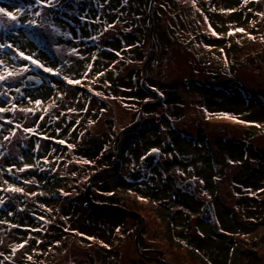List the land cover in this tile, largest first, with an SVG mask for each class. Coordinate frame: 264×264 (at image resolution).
I'll return each mask as SVG.
<instances>
[{
    "label": "rangeland",
    "instance_id": "obj_1",
    "mask_svg": "<svg viewBox=\"0 0 264 264\" xmlns=\"http://www.w3.org/2000/svg\"><path fill=\"white\" fill-rule=\"evenodd\" d=\"M151 3L152 32L155 19L163 31L154 52ZM0 7L17 16L0 14V43L13 45L0 48V73L29 69L0 81V264H264V128L251 125L264 124V0ZM27 75L42 84L24 88ZM151 150L148 179L127 182ZM188 178L193 194L180 188Z\"/></svg>",
    "mask_w": 264,
    "mask_h": 264
},
{
    "label": "water",
    "instance_id": "obj_2",
    "mask_svg": "<svg viewBox=\"0 0 264 264\" xmlns=\"http://www.w3.org/2000/svg\"><path fill=\"white\" fill-rule=\"evenodd\" d=\"M152 9H153V3L150 4V8H149V14H150V38H151V50L154 52L155 51V42H154V38H153V22H152ZM142 71H143V81L144 78L146 76V71L144 68V65L142 67ZM42 84V78L38 75H27L25 76V78L23 79V87L24 88H35L38 87ZM17 93L19 94V91H17ZM18 96V95H17ZM156 96L158 97L159 94L156 93ZM147 103L144 102L139 109V115L137 117V119L134 121V123L130 124L127 127H124L123 129H121L115 139H114V148L116 149L117 144H118V140L120 138V136L129 130L134 129L140 122L142 115H143V108L144 105ZM159 154L160 152L158 150H151L148 153H146L142 158L141 161L139 162V164L136 166L135 169H131L125 176L124 179L127 182L130 183H135V182H141V181H145L148 179L149 177V173L151 168H153L155 166V164L157 163L158 159H159ZM181 159L184 161H189L191 159V155H181ZM180 188L182 189V191H184L185 193L188 194H193L195 191V181L192 178H188L185 179L182 184L180 185ZM201 218L206 220V221H213L214 220V214L211 210V207L209 205L208 202H205L204 208L202 209L201 212ZM135 245L137 248V251L139 253H141V250L138 248L137 246V241H136V237H135ZM167 264H170V262H167Z\"/></svg>",
    "mask_w": 264,
    "mask_h": 264
},
{
    "label": "snow or ice",
    "instance_id": "obj_3",
    "mask_svg": "<svg viewBox=\"0 0 264 264\" xmlns=\"http://www.w3.org/2000/svg\"><path fill=\"white\" fill-rule=\"evenodd\" d=\"M245 2H247V0H245ZM35 3L38 5V4L41 3V0H35ZM49 3H50V0H49ZM197 10L199 11V9H197ZM0 14H2L3 16L8 17L12 21H16L17 20V16L13 15L11 12L6 11L4 7H0ZM39 14H40L39 12L36 13V15H39ZM2 26L3 25L0 24V27H2ZM236 31L243 32L244 29L240 28V29H236ZM213 34L215 35V33H213ZM231 34L232 33L230 32L229 35H231ZM12 47H13L12 44H2V43H0V48H12ZM18 55L20 57H22L24 60H31L33 65H36L38 68H43V70L45 72H52L53 71L51 68L44 67V65L40 64L39 61L32 59L31 56H25L23 52H19ZM0 63H2V62H0ZM88 68L90 69L91 65H88ZM27 71H29V69L27 67H24V68H22V69H20L19 71H16V72L9 71L8 69H5V71L3 73H0V81H5L9 77L14 76V75H17V76L18 75H22L24 72H27ZM59 72H60V70L57 69V70H55L54 74L59 75ZM86 75H87V73H85V76ZM65 79H67V77H65ZM68 83H74V81L69 79ZM75 83H79V81H75ZM17 91H19V90L17 89ZM97 94L99 95V93H97ZM35 103L37 105H39L41 103V101L37 100V101H35ZM4 111H7V109L0 108V112H4ZM22 111H31V109H22ZM221 115L223 116L224 114H221ZM225 118L235 119V117H225ZM41 119H42V117H41ZM17 127H19V125H17ZM25 131H34V130L33 129H25ZM5 139H8V137H5ZM60 143H63V141H60ZM25 167H27V166H25ZM19 170L23 171L24 169L21 168ZM8 171L11 172V169H9ZM6 190H11V191H15V192L22 191V189L13 188L11 185H9V188L6 189ZM3 203H4V201L0 200V204H3ZM0 223H4V221H0ZM117 231H119V230H117ZM25 243H27V241H25ZM18 247L22 248V247H24V245L21 244V245H18ZM105 247H107V245H105ZM13 251H15V249ZM29 259H31V257H29Z\"/></svg>",
    "mask_w": 264,
    "mask_h": 264
},
{
    "label": "trees",
    "instance_id": "obj_4",
    "mask_svg": "<svg viewBox=\"0 0 264 264\" xmlns=\"http://www.w3.org/2000/svg\"><path fill=\"white\" fill-rule=\"evenodd\" d=\"M199 9V8H198ZM199 11H200V9H199ZM175 17V16H174ZM178 21H180V20H177V22ZM154 23H155V27H154V32H153V38H154V42H155V47H157L158 45H159V43L161 42V40L163 39V37L161 36V34H163V31H162V29H161V27H160V23H159V21H158V23H157V20L155 19V21H154ZM181 23V22H180ZM200 23V21L196 18L194 21H191V22H189L188 21V25H189V27L190 26H196V25H198ZM168 26L170 27V29H171V33H173L174 32V29L172 28L173 26H175L174 24L173 25H169L168 24ZM209 26V25H208ZM210 27V26H209ZM102 28H103V26H102ZM211 28V27H210ZM104 29V28H103ZM106 30V29H105ZM175 31H176V29H175ZM160 34H159V33ZM221 37H223V35H221V34H219L218 35V38H221ZM90 40H91V42H92V44H93V46H95V47H97L98 45H99V42H101V43H104V42H106V40H107V38L105 37V35H104V33H103V31L102 30H98L95 34H92L91 35V38H90ZM162 44V43H161ZM195 48L193 49V54H195V56L200 60V61H202V60H204V58H205V60L207 59V54L205 53V49L203 50V51H201L200 49H201V47H203L204 45H199L198 43H195ZM209 47V46H208ZM207 47V48H208ZM263 50H262V52H264V48H262ZM141 74H142V76H143V71H142V69H141ZM22 84H23V80H22ZM209 86H211L210 84H209ZM89 93H91L92 95H94V93H92V92H89ZM88 92L86 93V94H89ZM156 97V96H155ZM5 153H6V151H4ZM67 200H70V199H67Z\"/></svg>",
    "mask_w": 264,
    "mask_h": 264
},
{
    "label": "flooded vegetation",
    "instance_id": "obj_5",
    "mask_svg": "<svg viewBox=\"0 0 264 264\" xmlns=\"http://www.w3.org/2000/svg\"><path fill=\"white\" fill-rule=\"evenodd\" d=\"M253 122H255V124L251 123L252 127H255V128L260 127L261 128L263 126L262 128H264V124H262L261 122H257V121H253ZM116 149H117V147H116ZM116 149L114 148V150H116ZM154 259H156L157 261L160 260L159 258H156V257H154ZM160 261H162V260H160Z\"/></svg>",
    "mask_w": 264,
    "mask_h": 264
}]
</instances>
